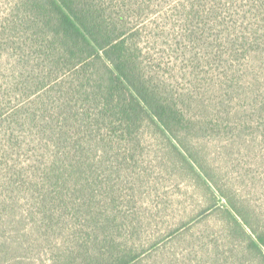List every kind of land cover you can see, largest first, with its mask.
Instances as JSON below:
<instances>
[{
    "label": "trees",
    "instance_id": "trees-1",
    "mask_svg": "<svg viewBox=\"0 0 264 264\" xmlns=\"http://www.w3.org/2000/svg\"><path fill=\"white\" fill-rule=\"evenodd\" d=\"M0 264H264V0H0Z\"/></svg>",
    "mask_w": 264,
    "mask_h": 264
},
{
    "label": "rangeland",
    "instance_id": "rangeland-1",
    "mask_svg": "<svg viewBox=\"0 0 264 264\" xmlns=\"http://www.w3.org/2000/svg\"><path fill=\"white\" fill-rule=\"evenodd\" d=\"M166 193V199H170L172 196L176 195L175 193L180 194L183 190L181 185H176L171 181H167L164 185V189H163ZM146 196V195H145ZM156 200H158L157 198H155ZM168 233L166 232L165 236H167ZM167 239V238H165Z\"/></svg>",
    "mask_w": 264,
    "mask_h": 264
}]
</instances>
